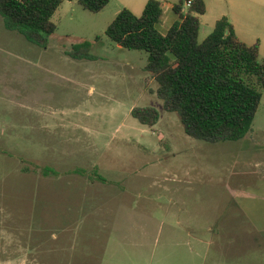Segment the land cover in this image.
I'll list each match as a JSON object with an SVG mask.
<instances>
[{
    "label": "rangeland",
    "instance_id": "obj_1",
    "mask_svg": "<svg viewBox=\"0 0 264 264\" xmlns=\"http://www.w3.org/2000/svg\"><path fill=\"white\" fill-rule=\"evenodd\" d=\"M147 1L64 0L46 47L0 14V264H264V89L243 138L189 136L154 93L148 53L106 34ZM160 1L164 33L180 0ZM205 4L200 41L226 16L264 59V0ZM84 41L90 55L72 57ZM147 106L154 126L131 114Z\"/></svg>",
    "mask_w": 264,
    "mask_h": 264
},
{
    "label": "trees",
    "instance_id": "obj_2",
    "mask_svg": "<svg viewBox=\"0 0 264 264\" xmlns=\"http://www.w3.org/2000/svg\"><path fill=\"white\" fill-rule=\"evenodd\" d=\"M63 1L0 0V14L6 29L46 47L56 30L52 17ZM110 1L79 0L91 12L101 11ZM185 2L173 6L179 19L165 33L158 28L162 2L148 0L140 16L123 8L106 34L123 48L148 53L145 71L158 84L154 93L166 111L180 116L189 136L213 143L241 139L252 128L264 89L259 41L249 45L240 40L226 16L200 41L205 0H194L187 10ZM91 49L92 42L84 41L70 54L81 59ZM131 114L144 125L154 126L160 120L153 106L135 107Z\"/></svg>",
    "mask_w": 264,
    "mask_h": 264
},
{
    "label": "crops",
    "instance_id": "obj_3",
    "mask_svg": "<svg viewBox=\"0 0 264 264\" xmlns=\"http://www.w3.org/2000/svg\"><path fill=\"white\" fill-rule=\"evenodd\" d=\"M256 4H257V3H256ZM174 13H175V12H174ZM178 19H179V17H178V15H177L176 13H175V16H174V17H170V21L172 22V24H173L175 21H177ZM231 23L234 25L235 30H236V24L233 23L232 21H231ZM172 24H171V26H172ZM171 26H170V27H171ZM170 27H169V28H170ZM169 28H168V29H169ZM168 29H167V30H168ZM165 32H167V31H165ZM165 32H164V33H165ZM236 33H237V36H239L237 30H236ZM258 40H259V44H260V52H261V51H262V48H263V44H262V42H261L260 39H258ZM258 40H257V41H258ZM257 41H256V42H257ZM187 218H192V217H187ZM224 219H225V221H226V220L230 219V216H225ZM182 222H183V220L180 218V219L178 220V224H182Z\"/></svg>",
    "mask_w": 264,
    "mask_h": 264
},
{
    "label": "built area",
    "instance_id": "obj_4",
    "mask_svg": "<svg viewBox=\"0 0 264 264\" xmlns=\"http://www.w3.org/2000/svg\"><path fill=\"white\" fill-rule=\"evenodd\" d=\"M194 0H186L185 8H189Z\"/></svg>",
    "mask_w": 264,
    "mask_h": 264
}]
</instances>
